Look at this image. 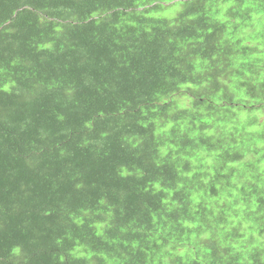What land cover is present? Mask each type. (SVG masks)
<instances>
[{"label": "trees", "instance_id": "1", "mask_svg": "<svg viewBox=\"0 0 264 264\" xmlns=\"http://www.w3.org/2000/svg\"><path fill=\"white\" fill-rule=\"evenodd\" d=\"M0 264H264V0H0Z\"/></svg>", "mask_w": 264, "mask_h": 264}, {"label": "bare ground", "instance_id": "2", "mask_svg": "<svg viewBox=\"0 0 264 264\" xmlns=\"http://www.w3.org/2000/svg\"><path fill=\"white\" fill-rule=\"evenodd\" d=\"M239 11V10H238ZM244 12V11H243ZM239 13V12H238Z\"/></svg>", "mask_w": 264, "mask_h": 264}]
</instances>
